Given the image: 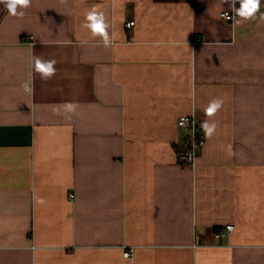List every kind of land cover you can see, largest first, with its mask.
<instances>
[{
    "label": "crops",
    "instance_id": "0c3cea01",
    "mask_svg": "<svg viewBox=\"0 0 264 264\" xmlns=\"http://www.w3.org/2000/svg\"><path fill=\"white\" fill-rule=\"evenodd\" d=\"M230 3L0 4V264H264V5ZM193 114L217 128L191 166Z\"/></svg>",
    "mask_w": 264,
    "mask_h": 264
},
{
    "label": "clouds",
    "instance_id": "9594fccd",
    "mask_svg": "<svg viewBox=\"0 0 264 264\" xmlns=\"http://www.w3.org/2000/svg\"><path fill=\"white\" fill-rule=\"evenodd\" d=\"M229 2V0H225ZM237 0H231L230 7L234 10L235 15L248 20L253 18L256 13L260 11L261 0H238L239 8L235 7ZM0 4H3L7 9L10 16H23L24 12L19 11L20 9H26L30 6L31 0H0ZM264 18V14H262ZM87 28L93 37L99 36L103 39L105 45H108L109 33L107 31L109 25L106 23L104 12L99 9L98 6H93L89 11H87L85 16V23L83 25ZM56 60H42L40 57H34L33 68L36 73H39L42 79H50L56 74ZM223 105L222 99H213L209 102L208 106L204 109V113L207 117H213L218 110L221 109ZM64 108L68 112L75 111L76 105L74 103L68 102L64 104ZM185 121L181 122V127H183ZM206 138H211L216 131L217 124L209 120H205L200 125Z\"/></svg>",
    "mask_w": 264,
    "mask_h": 264
},
{
    "label": "built area",
    "instance_id": "2783aa9c",
    "mask_svg": "<svg viewBox=\"0 0 264 264\" xmlns=\"http://www.w3.org/2000/svg\"><path fill=\"white\" fill-rule=\"evenodd\" d=\"M221 17L229 22H234L236 19V15L234 12L221 13ZM135 25V22H129L127 24V28H132ZM185 121L183 127H181V122ZM203 121L197 119V117L193 114L190 116H182L178 119L177 125L180 128H186L188 130V140L186 150L181 154L180 160L185 165L194 166L196 164L198 155L202 148L206 144L207 138L200 125ZM234 230L233 226H227L225 229L219 231L217 237H223L227 233L232 232ZM129 255V254H127Z\"/></svg>",
    "mask_w": 264,
    "mask_h": 264
},
{
    "label": "trees",
    "instance_id": "16d2710c",
    "mask_svg": "<svg viewBox=\"0 0 264 264\" xmlns=\"http://www.w3.org/2000/svg\"><path fill=\"white\" fill-rule=\"evenodd\" d=\"M157 2H180V1H183V0H156ZM186 2H189V3H192L194 0H184ZM261 5H264V0H261ZM239 2L237 0L236 4H235V7L236 8H239Z\"/></svg>",
    "mask_w": 264,
    "mask_h": 264
}]
</instances>
